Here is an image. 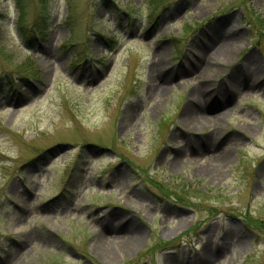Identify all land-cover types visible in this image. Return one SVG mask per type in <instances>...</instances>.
<instances>
[{"label": "rangeland", "instance_id": "374dc122", "mask_svg": "<svg viewBox=\"0 0 264 264\" xmlns=\"http://www.w3.org/2000/svg\"><path fill=\"white\" fill-rule=\"evenodd\" d=\"M217 31L235 50L206 69ZM206 254L264 264V0H0V264Z\"/></svg>", "mask_w": 264, "mask_h": 264}, {"label": "bare ground", "instance_id": "6f19581e", "mask_svg": "<svg viewBox=\"0 0 264 264\" xmlns=\"http://www.w3.org/2000/svg\"><path fill=\"white\" fill-rule=\"evenodd\" d=\"M211 42L212 43L217 42V44H219L218 45L219 47L218 46L215 47L216 49H213L212 53L208 52L207 55L205 54V50H203L200 54L201 56H199L200 62L205 66L206 69L210 68V65L213 64L215 61L218 62V59L220 57H228L232 53V50H235L233 46L236 43V41L230 35H225L217 31L215 35L213 36ZM206 49L208 50V46ZM197 62H198V59H197ZM252 63L255 64L254 68H252ZM258 68H259V63L254 59L253 56H251L249 58V64L247 63V71L251 77L250 80L252 81L253 86H256L258 84L256 77L253 76L255 75L254 71ZM204 91H205V88H203V85L195 86L189 95V102H188L189 106L188 108L186 107V113L188 114V116L185 119V122L187 123L188 126L196 128V129L198 127H208L211 125L212 122H214L213 117H206V116L200 115L204 113V109L202 110V107L200 104L201 99L202 101H204V100H208L211 97L210 94L208 95ZM232 94L233 96L236 95V93H232ZM15 103H19V100H15ZM225 103H226V100H224V104ZM223 105L221 104V106ZM206 167L207 166H199L198 169L201 172H206ZM109 229L113 230V233L118 234V235L116 237H111V238L100 236V238L97 239V244L99 246L101 254L104 257H106L105 255H107V253H109L111 251V248L114 246L121 245L124 247L126 246L128 247V246H131L133 243V240L131 238L132 235L130 234V232L133 233L131 227L124 226V225H117L115 228L111 227ZM210 256L211 255L206 254V258L203 261H206L207 264H210L211 262Z\"/></svg>", "mask_w": 264, "mask_h": 264}, {"label": "trees", "instance_id": "16d2710c", "mask_svg": "<svg viewBox=\"0 0 264 264\" xmlns=\"http://www.w3.org/2000/svg\"><path fill=\"white\" fill-rule=\"evenodd\" d=\"M44 19V18H43ZM42 19V20H43ZM40 20V19H39ZM37 23H38V21H36ZM42 24H45V21H43V23ZM43 29H41V27L38 29L36 26H33V27H28V29L27 30H25L24 29V31H23V35L25 36L26 35V38L28 39V41L29 42H33L34 41V39H33V37L34 36H37V37H35V38H38V36H40V34H42L43 33V31H42Z\"/></svg>", "mask_w": 264, "mask_h": 264}]
</instances>
